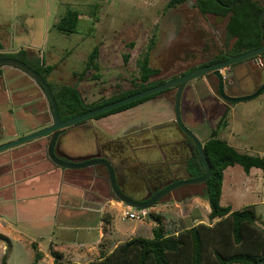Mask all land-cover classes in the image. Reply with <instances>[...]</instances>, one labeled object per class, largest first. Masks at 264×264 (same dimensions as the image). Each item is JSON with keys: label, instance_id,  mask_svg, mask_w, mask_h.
Wrapping results in <instances>:
<instances>
[{"label": "rangeland", "instance_id": "rangeland-1", "mask_svg": "<svg viewBox=\"0 0 264 264\" xmlns=\"http://www.w3.org/2000/svg\"><path fill=\"white\" fill-rule=\"evenodd\" d=\"M169 2L170 0H0V47L30 48L28 51L39 55L47 66L54 67L49 77L52 84L77 86L86 103H97L136 88L141 76L138 61L144 57L152 41L154 46L150 51V66L159 69L160 73L152 77L151 81H169L197 68L205 61L215 60L226 49L227 44L233 41L227 38L228 17L203 15L196 7L195 0L175 8H168ZM70 10L78 12L80 17L77 32L69 35L60 31L56 25ZM96 46L100 51L96 61L99 69L86 71V63ZM126 55H129L127 63L124 59ZM83 72L85 76H82ZM223 73L229 96L252 94L264 85V59L254 57L223 70ZM5 81L8 85L7 78ZM16 84L25 85L26 82L19 79ZM177 91L174 87L145 104L130 108L132 111L121 117L96 124L99 129L110 130L109 133L117 141L125 142L124 149L118 148V151H107L105 154L117 164L121 186L131 198L143 200L147 197L145 176L151 179L159 173V180L165 182L191 178L185 169L186 159L179 157V144L171 142L163 152L153 149L156 143L169 141L168 137L177 142L179 138H183L177 124H174ZM27 97L28 100L31 99L30 95ZM30 101L34 103L35 99ZM48 105L50 107V103ZM16 109L18 107L15 111ZM225 113L227 125L219 132L220 138L240 152L264 156V92L253 100L228 103L219 95L218 79L213 74L202 76L186 86L182 98V117L185 125L201 142L210 137ZM34 117L29 115L16 119L12 129L23 133L36 124L37 118ZM85 122L69 129L74 131ZM86 123L89 126L92 122ZM132 127L134 129H130ZM160 128L165 129L156 132ZM139 130L148 132H135L136 134L131 135ZM8 135V131L0 130V137L7 138ZM85 135L89 138V134ZM98 138L97 133L94 136L90 134L79 153L90 152L89 156H92L97 150ZM107 141L108 138L105 137L100 139L102 145ZM27 143L12 149L23 147ZM62 147L67 149L64 144ZM186 148V151L190 150L188 146ZM9 151L11 150L0 153V159L6 156V152L7 159L10 158L12 154ZM99 169L106 178L99 188L107 190L108 205L113 201L119 203V208L125 205L112 193L106 169L101 166ZM89 181L92 183L93 177H89ZM54 183L58 188L63 183L67 184L63 177H59ZM90 183L84 181L82 185L87 187ZM205 189V184L179 187L147 210V216L142 220L122 221L117 216L114 227L119 234L106 232V239H109L107 243L116 245L132 238L136 230L141 234L146 228H154L156 224L150 214L165 217L173 223V229L189 228L200 223L209 225L210 205L205 198ZM31 192L29 187L21 188L20 211H16L14 216L12 208L0 198V235L8 236L6 240L0 238V264L10 245V264H32L37 251L48 252V256L40 264H50L51 246L56 250H64L63 244L89 242L98 238L96 231L77 229L83 224L98 226L96 216H91L88 223L83 222L81 215L71 216L68 213L73 206L77 208L76 203L67 205L59 199L54 200L51 210L43 214L44 208L37 211L34 209V198L29 195ZM54 197L57 198V195ZM221 203L233 210L256 205L257 213L264 222L263 171L253 168L250 174H246L239 165L229 167L225 171ZM103 208L104 211H110L107 205H103ZM133 211L139 212L138 209ZM65 212L68 214H64ZM68 216L71 218L67 224L72 229L65 231L61 227ZM38 217L43 218L36 220ZM108 223L106 220L105 224L111 226ZM131 230L130 236H123L124 232L126 234ZM4 246L6 249L2 251ZM65 260L72 262L73 258L69 256ZM86 260L78 258L74 261L83 264Z\"/></svg>", "mask_w": 264, "mask_h": 264}, {"label": "trees", "instance_id": "trees-1", "mask_svg": "<svg viewBox=\"0 0 264 264\" xmlns=\"http://www.w3.org/2000/svg\"><path fill=\"white\" fill-rule=\"evenodd\" d=\"M189 1L170 0L167 7L175 8ZM220 1L225 5L232 3V0ZM195 2L196 7H198L203 15L229 18L226 24V33L227 38L230 41L233 40L231 42L232 44L230 43L226 46L229 56H237L252 51L264 44V35L260 27V17L264 6L260 0H236L232 8H225L215 0H195ZM79 17L80 14L78 12L70 10L56 27L66 34H74L79 27ZM153 46L154 41H152V45L149 46L144 57L138 61L141 76L137 81L135 89L117 95L112 99H102L93 104L86 103L82 92L77 86H57L50 83L48 77L51 75L54 67L47 66L45 60L31 51L20 49L17 53H0V58L11 57L19 59L40 73L53 90L61 118L63 121H66L167 82L163 80L151 81L152 77L160 73L159 69H154L150 66V51ZM99 53V47L96 46L86 63V71L99 69L96 62ZM124 59L125 63H127L129 55H126ZM226 59L227 56L221 53L212 64ZM85 75L83 72L82 76ZM95 78H98V76ZM41 89L44 91L42 87ZM171 89L121 106L98 115L93 119L98 120L112 114L126 111L150 101L159 94L168 92ZM226 117L227 113L223 115L217 127L213 129L210 137L202 142L211 167V176L205 184V198L208 200L211 209L209 215L211 220L210 224L200 223L189 228L180 227L173 229V223L165 217L150 214V217H152L156 224L154 228H144L145 231L141 234L136 230L132 238L120 242L111 253H105L103 250H100V257L87 264H264V228L258 225L256 206L248 205L240 210H233L232 207L221 204L225 171L229 167L239 165L246 174H249L253 168L261 169L264 173V156L240 152L226 140L220 138L219 132L227 125L225 122ZM174 124L176 125L177 123L174 122ZM164 129H157L156 132L163 131ZM177 129L183 138H179L177 142L172 141L168 137L169 141H159L160 143H156L153 149H159L163 152V150H167L171 142L179 144L181 147L179 157L183 160L186 159V172L191 178L203 177L205 175V169L197 148H195L193 141L180 130L178 125ZM66 131L62 138L67 134ZM144 131L148 132L147 130H139L134 131L131 135ZM124 143L120 140L117 141V139L108 140L105 145L100 144L97 152L113 164L120 189L127 195L121 186L117 164H115L114 160L107 158V154H105L107 151H118V148L124 149ZM186 145L189 147V151H186ZM193 147L194 150L191 151ZM144 178L148 193H151L156 186L157 191L153 196L161 191L158 186L166 183L165 180H159V173L153 175L151 179L149 176H145ZM108 216V214L105 215V217ZM0 238L3 240L8 239V237L3 235H0ZM9 250L11 252V245L10 248L8 247L6 249V253L2 257V264H8L10 257ZM50 255L54 259V264H77L75 262L64 263V255L53 247H50ZM42 258L43 253L37 251L32 264H38Z\"/></svg>", "mask_w": 264, "mask_h": 264}, {"label": "crops", "instance_id": "crops-1", "mask_svg": "<svg viewBox=\"0 0 264 264\" xmlns=\"http://www.w3.org/2000/svg\"><path fill=\"white\" fill-rule=\"evenodd\" d=\"M19 50L20 49H14L13 47H3L0 48V53H17ZM26 50H30V48H27ZM5 78H7V82L9 83L8 85L5 81ZM19 79L25 81L26 84H16ZM28 95H30L31 99H35L34 103L30 101L31 99L28 100ZM48 104L49 103L45 92L28 74L13 66H1L0 130L3 129L8 131L9 135L7 138L0 137V144L18 139L26 134L33 133L48 127L53 121L52 110ZM16 107H18V109L15 111ZM13 111H15L16 115L13 114ZM131 111L132 109H128L126 111L112 114L95 121H88L86 124L92 122L90 123L91 125L87 126L84 123V125L77 127L74 131L71 129L67 130V134L63 138L62 135L59 140V150L70 159H77L86 155L89 156L91 155L90 152L79 153L81 152L79 150H83L84 145L86 144L85 141L90 138V134L94 136L97 133L100 138L97 139V150L93 154L96 155L101 144V138L105 137L106 139L108 138V140L116 139L115 136H112L113 134L109 133L111 132L110 130L99 129L98 125L96 124L112 118L121 117L122 115H125ZM29 115H32L33 117L35 116L34 118H37L36 124L34 126L29 127L23 133H21L20 130L12 129L16 119L27 117ZM130 129H134V127ZM85 134H89V138ZM48 144L49 138L46 136L39 138V140H35L32 143L29 142L26 145H23V147H18L15 150L10 149L11 151L9 152L11 153L9 154H12V156L8 159V153H5L6 156L3 158L4 160L0 159V198L5 204H7L9 208H12L11 211H13L14 216L16 211L17 213L18 210L20 211L21 200L19 194L21 193V188L29 187V191L32 190L29 195L34 198L32 204H34V209L36 211L38 209L44 208L42 213H47L51 210L54 200L59 199L61 200V203H65L67 205H75L76 203L77 208L73 206L72 211H69L68 213H70L71 216L74 214L81 215L83 222L88 223L91 216H96L99 220L98 226L83 224L77 227V229L88 232L91 230L96 231L98 236L96 240H90L91 242L82 241L77 244H75L76 241L72 243H66L62 245L65 248L64 250H58L64 255V261L66 263L67 261L65 259L69 258V256H72V262H77L74 260L78 258L87 259L86 262L83 263L87 264L91 261L97 260L100 257V250H103L105 253H111L119 244L109 245L107 243L109 239H106L107 236H105V234L106 232L108 234L109 231H112L113 233L117 232L119 234L114 225H116L117 216H119L123 221L122 212L127 206L121 205L120 203L121 206L119 208V203L115 201L111 202V205H108L109 198L106 196L107 190L105 188H99V185L106 180L105 175L99 169V166L80 170L62 168L54 164L48 158ZM63 144L67 146L66 148L68 150L62 147ZM251 172L252 170L250 173ZM59 177H63V181L67 184L64 185L63 183L58 188L54 182L57 181ZM89 177H93L92 183H90ZM84 181L90 184L87 187L86 185L83 186L82 184ZM79 189L82 191V193H80ZM55 195H57V198L54 197ZM103 205L109 206L110 211H104ZM60 207H63L62 204H60ZM210 212L211 210L209 209V214ZM68 213L65 212L64 214ZM107 214L109 216L105 217ZM71 216H68L66 219H64L66 222L63 223L61 229L65 231L72 229V227L67 224ZM42 218L43 217H38L36 220ZM19 219H21L20 216ZM106 220L111 226L105 224ZM257 222L259 226L264 228V222L258 213ZM131 233L132 230L126 234L124 232L123 236H130ZM5 249L6 247L4 246L2 251H5ZM41 253H43V258L38 264H40L48 256V252L44 253L42 251ZM11 258L12 254L8 260V264H10ZM52 260L50 264H54V259L52 258Z\"/></svg>", "mask_w": 264, "mask_h": 264}, {"label": "water", "instance_id": "water-1", "mask_svg": "<svg viewBox=\"0 0 264 264\" xmlns=\"http://www.w3.org/2000/svg\"><path fill=\"white\" fill-rule=\"evenodd\" d=\"M215 1L219 5L225 8H232L236 2V0H232V3L230 5H225L220 0H215ZM260 1H261V4L264 6V0H260ZM260 27L262 30V34L264 35V9L260 17ZM263 42H264V38H263ZM261 55H264V44L261 47L254 49L252 51H248V52L242 53L237 56H232L228 58L227 60L222 61L220 63L208 65L206 67H200L178 78L169 80L165 82L164 84H161L156 87L147 89L145 91L133 94L131 96L125 97L121 100L109 103L107 105L101 106L97 109H94L80 116L73 117L66 121H63L61 118L58 104H57L53 90L51 89L49 83L44 79V77L40 73H38L31 66L22 62L19 59L11 58V57L0 58V67L1 66L16 67L24 71L26 74H28L32 79H34V81H36L38 85H40L44 89V92L50 103V107H51L52 115H53V121L48 127H45L33 133H29L18 139L0 144V153L10 150L12 148H15L17 146H20L22 144H25L27 142H30L32 140L47 136L49 138L47 155H48V158L54 164L62 168H68V169H74V170L88 169V168H92L95 166H102L106 169V172L108 174V182H109L111 191L119 201H121L123 204L133 209L149 210L154 205H156L161 199H163L165 196L170 194L175 189L179 187H183V186L206 184V182L209 180L211 176V167L207 159V156L205 154L203 144L199 140V138L185 125L183 117H182V98H183L186 86L190 82L202 76H205L206 74L212 73L218 79V92L224 101L228 103H239V102L253 100L259 97L264 92V85L260 86L252 94H248L244 96H229L226 93V77L224 76L223 70L228 69L235 64L241 63L243 61H246L254 57L261 56ZM174 87H178V92H177L176 99H175V122L177 123L180 130L193 141L195 148H197L199 152V156L203 164V167L205 169V175L203 177L190 178L187 180H180L174 183H170L168 186L163 188L159 193H157L154 196L150 195L144 198V200H135L125 195L121 191L118 180H117L115 168L108 159L102 158L101 156H98V155L87 156V157L80 158V159H70L64 156L63 153L59 150V140L68 128L80 122L93 119L98 115L109 112L121 106L147 98L149 96L158 94L160 92L166 91Z\"/></svg>", "mask_w": 264, "mask_h": 264}, {"label": "flooded vegetation", "instance_id": "flooded-vegetation-1", "mask_svg": "<svg viewBox=\"0 0 264 264\" xmlns=\"http://www.w3.org/2000/svg\"><path fill=\"white\" fill-rule=\"evenodd\" d=\"M221 53H223L224 55H226V56H227V59L230 58V57H232V56H229V55H228V53H227V49L221 51L220 54H221ZM220 54H219V55H220ZM219 55H218V56H219ZM218 56H217L216 58H218ZM256 58L264 59V55H263V56H262V55H261V56H257ZM227 59H226V60H227ZM249 60H250V59H249ZM213 61H214V60H212V61H210V60L205 61V62L201 63V64H200L197 68H195L194 70H196V69H198V68H200V67H206V66H208V65H213V64H212ZM224 61H225V60H224ZM246 61H247V60H246ZM221 62H222V61H221ZM243 62H245V61H243ZM243 62H241V63H243ZM218 63H220V62H218ZM241 63H238V64H241ZM215 64H216V63H215ZM238 64H235V65H233V66H231V67H235V66H237ZM194 70H193V71H194ZM191 72H192V71H191ZM209 74H212V73H209ZM206 75H207V74H206ZM214 76H215V75H214ZM175 88L178 89V87H175ZM177 92H178V91H177ZM176 95H177V94H176ZM175 99H176V98H175ZM194 146H195V145H194ZM193 150H194V147L191 148V151H193ZM63 155H64V154H63ZM96 155L102 157V155H100L99 153H97ZM64 156H65V155H64ZM92 156H94V155H92ZM84 157H87V156H84ZM84 157H79V158H77V159L84 158ZM67 158H68V157H67ZM102 158H103V157H102ZM71 159H72V158H71ZM74 159H76V158H74ZM168 184H169V183L166 182L164 185H160V188H159V189L162 190L163 188H165L166 186H168ZM119 187H120V186H119ZM156 189H157V188H154L153 191H152L151 193H148L147 197L150 196V195L153 196V194L157 191ZM127 196H128V195H127Z\"/></svg>", "mask_w": 264, "mask_h": 264}, {"label": "built area", "instance_id": "built-area-1", "mask_svg": "<svg viewBox=\"0 0 264 264\" xmlns=\"http://www.w3.org/2000/svg\"><path fill=\"white\" fill-rule=\"evenodd\" d=\"M147 216V210H139V212L133 211V208L127 206L126 209L122 212L123 220H142Z\"/></svg>", "mask_w": 264, "mask_h": 264}]
</instances>
